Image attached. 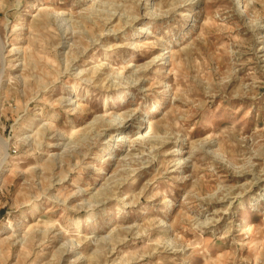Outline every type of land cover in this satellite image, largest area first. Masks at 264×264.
Returning a JSON list of instances; mask_svg holds the SVG:
<instances>
[{"label":"rangeland","instance_id":"obj_1","mask_svg":"<svg viewBox=\"0 0 264 264\" xmlns=\"http://www.w3.org/2000/svg\"><path fill=\"white\" fill-rule=\"evenodd\" d=\"M0 142V264H264V0H0Z\"/></svg>","mask_w":264,"mask_h":264},{"label":"bare ground","instance_id":"obj_2","mask_svg":"<svg viewBox=\"0 0 264 264\" xmlns=\"http://www.w3.org/2000/svg\"><path fill=\"white\" fill-rule=\"evenodd\" d=\"M106 126H107V124H106ZM141 128L142 127H140V126H138V127L135 128L136 133L133 134L131 136V138H128V142H130L132 144H135V143L146 142L149 139V137H150V130H142V131H140ZM59 135H60V133H59ZM25 138H30V137L27 136ZM62 146H63V144H62ZM0 148L2 150V153H1V156H0V165H1V164H3L4 160L7 158V151H6V146H5L4 143L1 144V142H0Z\"/></svg>","mask_w":264,"mask_h":264}]
</instances>
